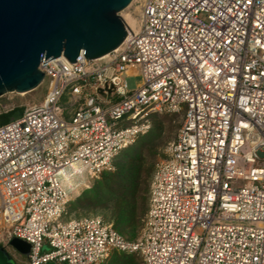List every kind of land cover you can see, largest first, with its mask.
<instances>
[{
  "label": "built area",
  "instance_id": "built-area-1",
  "mask_svg": "<svg viewBox=\"0 0 264 264\" xmlns=\"http://www.w3.org/2000/svg\"><path fill=\"white\" fill-rule=\"evenodd\" d=\"M39 68V105H0V117L21 111L0 123L7 253L17 238L30 246L26 264H104L113 252L143 264H264V0H145L138 29L127 26L111 53ZM132 75L142 81L129 90ZM162 114L182 124L153 172L140 237L96 216L62 221L70 197Z\"/></svg>",
  "mask_w": 264,
  "mask_h": 264
},
{
  "label": "water",
  "instance_id": "water-1",
  "mask_svg": "<svg viewBox=\"0 0 264 264\" xmlns=\"http://www.w3.org/2000/svg\"><path fill=\"white\" fill-rule=\"evenodd\" d=\"M132 0H0V97L30 92L40 86V63L63 56L74 63L100 59L118 48L127 35L120 16ZM21 111L0 117L19 118ZM26 256L29 244L9 241ZM0 264H16L0 247Z\"/></svg>",
  "mask_w": 264,
  "mask_h": 264
},
{
  "label": "rangeland",
  "instance_id": "rangeland-1",
  "mask_svg": "<svg viewBox=\"0 0 264 264\" xmlns=\"http://www.w3.org/2000/svg\"><path fill=\"white\" fill-rule=\"evenodd\" d=\"M145 0H132L131 3L120 12V16L128 27L132 30H137L140 21V12ZM102 61V60H101ZM141 76L132 75L126 78L127 88L133 90L141 85ZM47 92V85L42 82L36 89L25 93L16 94L9 93L0 97V105L7 108L14 106L33 107L39 105ZM75 106V100L65 97L62 101V108L69 110ZM182 124L181 114H162L152 117L150 129L144 135L138 137L131 145L123 149L113 162V169L115 170L117 163H125L129 161H135L140 164L141 169V186H140V198L137 202L138 218L133 224L127 226L124 229H118V232L127 240H136L140 237L143 227L144 219L148 209V194L151 183V178L155 170L156 165L164 160L167 156V147L173 142L178 130ZM155 126V127H154ZM131 146V148H129ZM131 149V150H130ZM103 175L89 181L87 188L83 189L77 195H72L69 202L66 205L64 214L61 217L62 221H69L72 219H78L82 217H100L105 222L114 223V219L111 212V205H105L97 203L94 200L82 201L78 204H73L79 197L83 195L85 191H88L98 186L99 181ZM89 202V203H88ZM88 203V204H87ZM9 255L14 259L16 264H24V259L15 252L11 247H7ZM110 257L105 261V264H112ZM137 264L141 263V258L136 257ZM51 264V263H49Z\"/></svg>",
  "mask_w": 264,
  "mask_h": 264
},
{
  "label": "trees",
  "instance_id": "trees-1",
  "mask_svg": "<svg viewBox=\"0 0 264 264\" xmlns=\"http://www.w3.org/2000/svg\"><path fill=\"white\" fill-rule=\"evenodd\" d=\"M12 114L13 112L9 115ZM114 165L115 170L113 172L107 171L101 174L103 176L98 186L85 191L81 197L72 203L78 204L82 201L94 200L97 203L111 205V212L114 219L112 226L118 232V229L122 230L139 219L137 202L140 198L141 169L140 164L132 160L123 164L117 163ZM109 257L111 258L110 262L112 264H137L135 260L139 256L136 254L113 252Z\"/></svg>",
  "mask_w": 264,
  "mask_h": 264
},
{
  "label": "crops",
  "instance_id": "crops-1",
  "mask_svg": "<svg viewBox=\"0 0 264 264\" xmlns=\"http://www.w3.org/2000/svg\"><path fill=\"white\" fill-rule=\"evenodd\" d=\"M19 254V253H18ZM20 255V254H19ZM23 259H24V261H25V258H26V256H24V255H20ZM24 264H26V261L24 262Z\"/></svg>",
  "mask_w": 264,
  "mask_h": 264
},
{
  "label": "flooded vegetation",
  "instance_id": "flooded-vegetation-1",
  "mask_svg": "<svg viewBox=\"0 0 264 264\" xmlns=\"http://www.w3.org/2000/svg\"><path fill=\"white\" fill-rule=\"evenodd\" d=\"M9 116H11V115H5L4 117H9Z\"/></svg>",
  "mask_w": 264,
  "mask_h": 264
},
{
  "label": "bare ground",
  "instance_id": "bare-ground-1",
  "mask_svg": "<svg viewBox=\"0 0 264 264\" xmlns=\"http://www.w3.org/2000/svg\"><path fill=\"white\" fill-rule=\"evenodd\" d=\"M129 28V30H132V29H130V27H128ZM28 93V92H27ZM22 94H25V93H22Z\"/></svg>",
  "mask_w": 264,
  "mask_h": 264
}]
</instances>
